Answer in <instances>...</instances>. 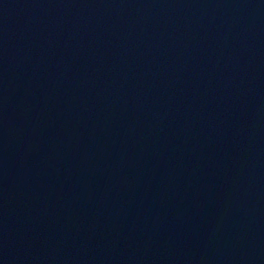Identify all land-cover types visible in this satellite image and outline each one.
I'll use <instances>...</instances> for the list:
<instances>
[{"label":"water","instance_id":"95a60500","mask_svg":"<svg viewBox=\"0 0 264 264\" xmlns=\"http://www.w3.org/2000/svg\"><path fill=\"white\" fill-rule=\"evenodd\" d=\"M0 264H264V0H0Z\"/></svg>","mask_w":264,"mask_h":264}]
</instances>
